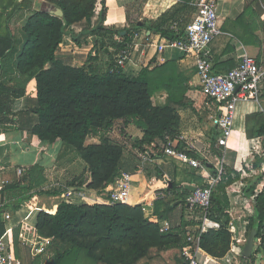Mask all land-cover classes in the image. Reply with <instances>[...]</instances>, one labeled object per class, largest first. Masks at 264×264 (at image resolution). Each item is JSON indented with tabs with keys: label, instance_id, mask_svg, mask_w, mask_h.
Instances as JSON below:
<instances>
[{
	"label": "trees",
	"instance_id": "1",
	"mask_svg": "<svg viewBox=\"0 0 264 264\" xmlns=\"http://www.w3.org/2000/svg\"><path fill=\"white\" fill-rule=\"evenodd\" d=\"M46 1L60 8L64 15L32 9L19 32L10 24L13 33L0 35V126L16 125L46 144L59 141L64 156L74 153L85 162L89 178L83 174L76 178L80 179L79 183L72 180L65 187L51 191L52 194L81 188L86 183L89 188L105 191L123 172L136 173L138 170L148 178L165 179L157 161L165 158L167 136L173 141L178 139L181 119L175 109L156 104L153 97L157 91L170 86L173 76L168 74L167 77L165 72L172 62L152 69L149 64L135 73L127 71L126 67L129 57L132 58L136 38L144 30L160 35L167 42L184 37L197 11L198 0H179L156 19L142 18L147 0L132 2L125 7L127 24L121 28L105 24L106 0H100L99 11L98 0ZM23 4L29 7L32 0H23ZM84 22L86 25L80 31L74 28ZM67 35L78 46L92 44L81 66L64 63L58 57ZM123 51H128L129 57L122 65L119 61L125 56ZM216 69L214 67L219 72ZM32 79L36 81V96L29 97L27 110L16 113V100L26 95ZM170 96L175 97L173 91ZM120 120L124 127L132 123L142 133L134 140L135 154L153 153V161L143 168L139 156L138 164L132 159L125 160L124 145L105 135ZM91 135L97 136L101 143L87 144ZM247 136L264 138V111L248 116ZM177 148L186 150L185 141H179ZM216 154L221 158L223 148L217 149ZM225 170L226 176L214 188L207 210L188 204L191 210L200 213L201 219L207 216L220 224L219 228L203 233L200 239L201 247L214 257H223L233 242L226 188L240 179V174L227 167ZM43 171L40 164H35L17 181L0 190L4 202V207L0 208V240L6 234L3 219L5 207H8L6 196L10 192L17 196L12 207L20 208L30 199L31 189L44 183ZM263 177L264 173L257 175L244 188V195L254 210L247 218V235L256 230V248L248 264H255L258 253L264 255V190H256ZM162 192L166 198L156 201L159 216L173 210L176 201L188 203L190 192L175 180L172 188ZM37 220L40 233L51 238L43 252L45 264H136L150 256L153 248L183 250L191 244L187 233L190 222L184 220L162 231L160 224L142 208V203L114 204L108 196L102 202L93 203L61 201L55 214L42 211Z\"/></svg>",
	"mask_w": 264,
	"mask_h": 264
},
{
	"label": "crops",
	"instance_id": "2",
	"mask_svg": "<svg viewBox=\"0 0 264 264\" xmlns=\"http://www.w3.org/2000/svg\"><path fill=\"white\" fill-rule=\"evenodd\" d=\"M136 1L138 0H106L107 16L105 24L107 26L124 27L127 23L125 7ZM178 1L147 0L142 8V18L156 19ZM98 2L99 11L101 8L100 0ZM216 2L221 34L215 37L209 46L210 60L213 62V67L219 71L214 70V72L224 73L236 67L246 55L255 58L264 67V0H216ZM51 5L53 4L46 0H32V5L29 7L23 4V0H0V35L13 33L10 24L15 25L16 32H19L29 10L48 11ZM6 6L10 7L6 9ZM137 38L135 41L136 48L133 50L132 60L129 62L127 69L135 73L149 64L152 69L166 62H172L169 63L165 74L167 77L168 74H171L173 80L170 81L168 88L154 94L153 101L158 105H168L178 112L181 119V128L180 135L174 143L178 145L179 141H185L186 152L193 153L191 156L200 160L202 167L193 168L189 164L166 154L164 159L157 161L161 164L166 178L158 179L156 176H152L150 180L142 172L135 173L128 204L142 203V208L149 217L160 224V230L164 226L174 228L184 220L190 222L187 226V233L190 236L195 234L196 228L202 223L203 219H201L200 213L194 212L188 203L184 204L179 200L174 202L175 208L173 210L163 212L162 216H159L156 213V201L164 198L158 199L156 195L161 190L172 188L175 180L177 184H183V187L190 192L189 198L193 191L188 189L187 186L205 187L218 168H223L222 178L226 176V167L229 170L239 172L240 179L226 188L232 215L229 228L233 241L231 248L223 257H214L208 254L201 247L200 241L197 246L192 245L190 249L196 253L198 261L199 257L201 258L200 264L251 263V257L245 258L242 254L246 244H244V236L248 238L251 234L247 235L249 224L247 218L249 211H252L251 214L254 212L251 203L244 195V188L254 177L264 173V151L260 150L256 156L254 152V147H260L261 149L262 144L264 147V138H248L247 118L252 114L264 111V81L262 82V94L259 100L238 103L234 120L236 123H234L235 126H233L229 136L228 145L227 147L219 146L217 142L220 129L214 125L212 120V115L216 114L217 107L203 92L197 73L196 58L186 55L183 50L173 46H166L160 51L159 45L165 44V40L160 35L152 34L150 31L144 30ZM171 91H173L175 97L170 96ZM35 96L36 81L32 79L27 85L26 95L16 100L14 111L18 113L27 110L29 97ZM60 145V142L51 144L41 142L30 131L22 130L16 125L0 126V190L23 176L18 175L19 168H25L26 171L35 164H40L44 168L42 172L44 182L50 181L48 179L51 173L57 176L59 173L60 180L61 177L67 178L68 176H63L64 168L55 169L56 161L60 158ZM220 148H223L221 158L216 154L217 149ZM244 166L251 168L253 171L250 177L244 176V170L246 169V167L243 168ZM62 180L64 179L62 178ZM38 187L36 185L31 189L30 199L17 209L12 207V203L17 200V196H14L11 192L8 194L9 196H6L5 203L8 207H5L3 213L6 234L2 239L13 249L21 264H45L46 254L38 252L39 248H37L41 245L42 238L45 237L37 227V217L42 211L55 214L58 204L61 202L55 203L53 201L51 206L44 202L41 203L39 200L41 196L34 193ZM141 187H143V192H139ZM256 190H264V177L257 184ZM84 191L85 196L91 198L90 194L87 195V189ZM44 193L52 198L64 194L63 192L58 195L49 192ZM96 193L99 195H95L100 198V195L103 194L104 196L107 191L97 190ZM76 198L79 199L80 197L77 196ZM84 202L89 203L87 199H84ZM0 203H4L1 195ZM6 213L11 215V219H5L4 215ZM213 221L219 226L212 229L219 228V222ZM237 234L239 237L236 236ZM236 237L238 239L235 240ZM185 248L183 250L173 248L160 250L159 252L167 259L168 264H186L184 258ZM155 249L157 248L152 250ZM150 257H152V252L150 256L143 259ZM143 259L140 261H144ZM254 262L255 264H264V255L258 253Z\"/></svg>",
	"mask_w": 264,
	"mask_h": 264
},
{
	"label": "built area",
	"instance_id": "3",
	"mask_svg": "<svg viewBox=\"0 0 264 264\" xmlns=\"http://www.w3.org/2000/svg\"><path fill=\"white\" fill-rule=\"evenodd\" d=\"M195 5L197 6V11L192 21L187 25L184 37L169 42L165 41V44L159 45V49L162 51L166 46H173L183 50L186 55L196 58L197 73L203 92L217 107L216 114L212 115L214 125L220 129V136L217 144L227 147L228 139L233 129L238 103L242 101L259 100L261 97L262 82L264 81V67L261 66L255 58L246 55L236 67L224 73H215L213 62L209 57V46L215 37L221 34L217 15V2L216 0H198ZM135 48L136 46L134 45V49ZM124 54L125 56L119 61V64H125V61L128 59V51H123V55ZM131 60L132 58L129 57V61ZM167 139H169V141L164 146L165 154L185 162L193 168L197 169L202 167L200 160L189 156L186 150L177 148V145L173 140H170L169 136H167ZM148 152H141L139 154L140 162L143 167L150 161H153L152 151ZM222 169L223 168L217 169L216 174L205 187L197 188L193 191L188 198V204L190 206H201L205 210L210 207L212 192L222 178ZM18 173L19 175H23L25 173V168H19ZM133 177V173L123 172L121 176L108 187V198L110 202L114 204L129 202ZM77 191L81 192L69 188L67 192L71 193V200L68 201L75 202V199H87V197L83 196L81 193H79L80 195L73 194V192ZM74 196H79L80 198L78 199ZM165 197L166 194L162 191L156 195L158 199ZM2 207L3 204L0 203V208ZM4 217L8 220L11 219L9 213H6ZM218 226L217 223L207 216L203 218L202 223L196 228L195 234L189 236L191 244L186 247L184 251L186 264H200L197 260L196 253L192 252L190 248L192 245L197 246L203 233ZM168 229L169 226H164L161 230L164 231ZM49 244L50 239L43 237L41 245L37 247L39 248L38 252H44ZM0 264H21L13 249H11L4 239L0 240Z\"/></svg>",
	"mask_w": 264,
	"mask_h": 264
},
{
	"label": "rangeland",
	"instance_id": "4",
	"mask_svg": "<svg viewBox=\"0 0 264 264\" xmlns=\"http://www.w3.org/2000/svg\"><path fill=\"white\" fill-rule=\"evenodd\" d=\"M134 18H137V15H134ZM85 25H86L85 22L82 24H76L74 26V28L77 31H80L82 29V27ZM69 45H71V46L69 47ZM91 49H92L91 43H89L87 46H86V44H84L82 46H78L72 40L70 35H67L64 39V42L60 46V49L58 50V57L64 63L81 66L83 63H85L86 59L88 58V54H89ZM46 68H48V66ZM126 70L131 72V70L127 69V67H126ZM234 123H236V122H234ZM233 126H235V124H233ZM123 127H124L123 122L121 120L117 121L111 130H109L108 132H105V135L107 137L109 136L112 140L120 143L121 145H124L125 148H124L123 157L125 158V160L126 159H129V160L132 159V162L135 161V164H138V162H136V160H137L139 155L135 154L136 152H134L133 144H134V140L136 138L141 137V131H140V129L136 128L132 123H130L128 126L124 127V129H123ZM86 143L87 144H90V143L100 144L101 140L97 136L91 135L87 138ZM60 144H61V142H60ZM259 144H260V142H259ZM60 146H61V148H60V154L61 155L59 156L60 158L57 159V161H56L55 169L64 168L63 176H68V177L67 178L61 177V180H62V178L64 179L61 181L60 178L58 177L59 173H58V176L52 175V173H51V174H49L50 177L48 179L50 181H47V182L45 181L38 188H36L34 191V193L41 196L39 199L41 201V203H43V202L47 203L48 206H51L53 201L55 203H58V202L64 201V200H66V201L71 200L70 199L71 193L70 192H67V193L64 192V194L59 195V196H55L54 198H52L51 196L46 195L44 192L51 193V191H53V190H58L60 187H65L66 183H69L72 180H74V183L77 184V183H79L80 179H76V178H80L83 174H85L86 178L87 177L89 178V176H90V172L88 171V166L85 164V162L80 157L76 156L74 153L67 154L64 156L63 152H62V150H63L62 145H60ZM260 150L264 151L263 144L261 146V149H260V147L259 148L254 147V152L256 153L255 156L258 155V152ZM140 166L143 167L141 162H140ZM245 167L246 166H244L243 168H245ZM252 172L253 171L251 170V168L246 167V169L244 170V173H245L244 176L250 177ZM145 177H147V176H145ZM148 179H150V177ZM59 182H60V184H59ZM73 189L74 190L81 189V191H84L87 189V195L90 194V197H91V198L87 197V201H89V203L99 201V199H102V196H103V194H102V195H100V198H99L97 196L99 194L96 193L97 190L89 188L87 186V183L85 184V186L83 185V187H81V188L76 189L75 187H73ZM139 192H143V187H141L139 189ZM79 193H81L83 196L86 195L85 191L84 192H78V191L73 192L74 195H78ZM95 194H97V195H95ZM74 197H77V196H74ZM104 199L105 198H103L101 201H103ZM79 200L75 199V202H84V200H82L81 198ZM251 213H252V211H249L248 217H250L252 215ZM236 236L239 237L238 234ZM237 237L235 238V240L238 239ZM244 238H245L244 239V244H245L247 237L244 236ZM49 239L51 240V238H49ZM159 251H160V249L152 250V257H150L148 259H143L144 261H139V263H136V264H168L167 259L165 257H163L162 253H160ZM47 258H49L48 255H47ZM200 259L201 258L199 257V261H200ZM142 262H145V263H142Z\"/></svg>",
	"mask_w": 264,
	"mask_h": 264
},
{
	"label": "water",
	"instance_id": "5",
	"mask_svg": "<svg viewBox=\"0 0 264 264\" xmlns=\"http://www.w3.org/2000/svg\"><path fill=\"white\" fill-rule=\"evenodd\" d=\"M50 7L51 8H50L49 12H51L55 15H58V16L64 15L63 11L60 8H54L53 5H51ZM187 188L192 190V191H195L197 189L196 187H193V186H187ZM255 238H256V230H253L251 232V234L248 236L247 242H246L245 247H244L243 252H242V254L245 258L251 257L253 250L255 249Z\"/></svg>",
	"mask_w": 264,
	"mask_h": 264
},
{
	"label": "clouds",
	"instance_id": "6",
	"mask_svg": "<svg viewBox=\"0 0 264 264\" xmlns=\"http://www.w3.org/2000/svg\"><path fill=\"white\" fill-rule=\"evenodd\" d=\"M143 168V167H142ZM137 172H142V170H138V171H136V173ZM143 173V172H142ZM133 174H135V173H133ZM105 191H107V193H104V196H102V197H105V196H108V192H109V190L107 189V190H105ZM103 199V198H102ZM102 199H99L100 201H98V202H102L101 200ZM66 201V200H65ZM128 204V203H127Z\"/></svg>",
	"mask_w": 264,
	"mask_h": 264
}]
</instances>
